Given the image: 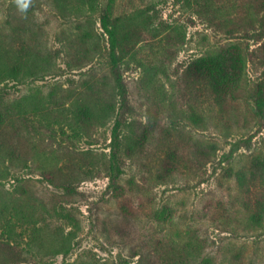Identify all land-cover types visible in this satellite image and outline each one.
I'll return each mask as SVG.
<instances>
[{
	"label": "rangeland",
	"instance_id": "374dc122",
	"mask_svg": "<svg viewBox=\"0 0 264 264\" xmlns=\"http://www.w3.org/2000/svg\"><path fill=\"white\" fill-rule=\"evenodd\" d=\"M260 90L264 0H0V264H264Z\"/></svg>",
	"mask_w": 264,
	"mask_h": 264
},
{
	"label": "trees",
	"instance_id": "16d2710c",
	"mask_svg": "<svg viewBox=\"0 0 264 264\" xmlns=\"http://www.w3.org/2000/svg\"><path fill=\"white\" fill-rule=\"evenodd\" d=\"M101 26L107 34L109 45V61L112 65L113 72L115 74L117 92L121 99V111L116 118L113 126V138H112V155L110 170L118 173L121 170L120 162L122 160L120 156V138L121 129L125 124V111L129 104L128 88L122 72L123 59L120 54L122 44V20L121 17L112 18L111 14L106 11L101 16ZM254 104L256 110L262 113L264 110V90H260L254 98Z\"/></svg>",
	"mask_w": 264,
	"mask_h": 264
}]
</instances>
